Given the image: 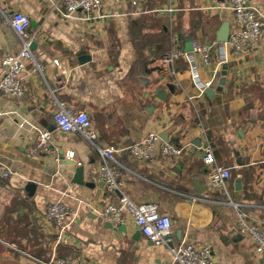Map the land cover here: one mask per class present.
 I'll return each mask as SVG.
<instances>
[{
  "label": "crops",
  "instance_id": "1",
  "mask_svg": "<svg viewBox=\"0 0 264 264\" xmlns=\"http://www.w3.org/2000/svg\"><path fill=\"white\" fill-rule=\"evenodd\" d=\"M226 2L103 0L102 8L87 19L81 11L63 17L56 11L58 0H0V58L20 50L6 16L20 11L29 19L32 51L43 67L42 75H22L19 99L0 97V165L11 173L7 180L0 179V264H34L13 247L41 262L71 257L76 264H169L168 245L154 246L142 236L135 241L137 229L131 221L124 225L126 232L118 234L101 218L106 204L121 196L135 204H157L172 221L173 246L183 240L208 244L217 264H263L249 239L239 233L236 211L264 224V36L246 57L227 53L229 62L219 77L215 59L198 70L200 82L217 78L211 97L199 96L182 60L176 62L174 76L164 74L161 65L173 36L183 49L185 38L215 41L221 24L230 21ZM253 5L264 16V0H253ZM167 6L174 11L173 25L169 15L156 12ZM141 16L148 24L146 43L161 37L155 21L170 27L166 45L152 43L137 52L131 26ZM81 56L90 60L80 64ZM222 76L225 84L219 86ZM160 93L163 100L156 97ZM54 99L85 111L99 134L98 145L119 150L114 155L120 167L116 195H108L97 178L96 149L80 135L56 129ZM20 118L51 133V147L61 153L58 160L51 154L28 155L35 132L29 125L19 128ZM199 124L206 129L216 163L230 169L232 204L207 185ZM151 131L162 141L184 146L181 156L163 157L160 142L147 162L121 151ZM66 152L73 158L66 159ZM77 165L83 167L82 185L73 183ZM51 203L76 213L64 221L67 228L60 241L55 225L40 217Z\"/></svg>",
  "mask_w": 264,
  "mask_h": 264
},
{
  "label": "built area",
  "instance_id": "2",
  "mask_svg": "<svg viewBox=\"0 0 264 264\" xmlns=\"http://www.w3.org/2000/svg\"><path fill=\"white\" fill-rule=\"evenodd\" d=\"M102 6L103 0H58L56 11L65 18L81 11L87 14V19H89L90 15L101 9ZM226 8L230 13L227 42L218 43L214 40H207L200 43L191 41V51L185 52L179 40L173 36L171 50L161 59L164 74L167 76L175 75V64L178 60L186 63L191 81L197 88L199 96L204 95L205 89L213 88L217 82V78L214 81L200 82L198 76L200 68L210 66L215 59L216 72H218L216 77H219L223 66L229 62L226 57L227 53H230L236 59L246 57L258 49L264 36V16L253 5V0H227ZM156 12L167 14L171 18L174 11L170 6H167L159 7ZM6 16L8 24L20 40L21 47L18 52L4 53L0 58L2 70L0 75V97L16 100L23 94L22 75L27 71L38 72L42 75L43 67L30 49L33 39L27 32L29 26L27 15L20 11H12ZM171 22L172 18L170 24L173 25ZM53 64L59 67L58 61L54 60ZM53 105L55 109L52 120L56 129L64 134H78L96 149L99 155L97 178L103 184L108 195H116L119 189L120 167L114 155L119 150L113 145H98L99 134L85 111L73 110L65 103L55 99ZM20 119L19 128L29 125L25 119ZM29 126L35 132V142L28 155L35 157L40 154H51L58 160L60 153L58 149L51 147V133L46 129ZM197 132L200 139L202 162L208 169L207 185L211 190L224 196L229 204H232L229 199L227 185L231 177L230 169L216 163L212 146L205 134L206 129L201 124L197 127ZM159 142L161 143L160 151L163 157L177 159L181 156L184 146L179 147L174 143L162 141L156 131L149 132L139 142L125 146L121 151L138 162H147L153 158L155 145ZM65 157L66 159H72L73 153L66 152ZM10 175V171L0 165V179L7 180ZM75 216L76 213L65 205L51 203L40 217L45 222L55 225L58 231L57 240L60 241L67 228L64 221ZM101 218L115 228L131 221L140 236L152 245H168V237L172 231V221L170 217L159 211L158 205L155 203L135 204L127 196H121L116 201L106 204L101 213ZM236 226L239 233L249 239L255 253L264 264V224L237 210ZM13 251L26 256L34 264H76L75 259L71 257L51 258L49 261L41 262L14 247ZM169 255V264H217L215 257L212 255V248L208 244L196 245L183 240L178 245L169 247Z\"/></svg>",
  "mask_w": 264,
  "mask_h": 264
},
{
  "label": "water",
  "instance_id": "3",
  "mask_svg": "<svg viewBox=\"0 0 264 264\" xmlns=\"http://www.w3.org/2000/svg\"><path fill=\"white\" fill-rule=\"evenodd\" d=\"M141 1H145V0H141ZM141 6L142 5H140V7ZM228 35H229V23L225 21V22H223L221 24V26L218 29V31L216 33L215 41L218 42V43H225V42L228 41ZM34 47H35V43L32 42L30 44V49L31 50H34ZM184 51L185 52H190L191 51V40L188 39V38H185L184 39ZM89 60H90V57L89 56H81V57L78 58V62L80 64L86 63ZM218 84H219V86H223L225 84V77L224 76H222L221 78L218 79ZM214 93H215V90L213 88H207L204 91V94L206 96H208V97H211ZM161 95H162V93L157 94L156 97L158 99H160V100H163V96H161ZM162 139L165 142L167 141V139H165V138H162ZM198 141H199V139H198ZM60 156H61V153H60ZM73 183L78 184V185L84 184L83 183V167L81 165H77V167H76L75 176H74V179H73ZM236 185L238 186V188H240V180L239 179L236 180ZM27 189L28 188H26V190ZM109 226L112 227L111 224H109ZM116 232L118 234L125 233L126 232V227L124 225L123 226H119L117 228V231ZM139 237H140V233L138 231H136L133 234L132 239L135 240V241H137ZM168 240H169V237H168ZM150 244H152V243H150ZM168 246L169 247H172L173 245L168 242Z\"/></svg>",
  "mask_w": 264,
  "mask_h": 264
},
{
  "label": "trees",
  "instance_id": "4",
  "mask_svg": "<svg viewBox=\"0 0 264 264\" xmlns=\"http://www.w3.org/2000/svg\"><path fill=\"white\" fill-rule=\"evenodd\" d=\"M155 26L160 31L159 35H161V37L160 36L156 37L155 42L152 43H156L160 46L166 45L167 37L170 38V33H169L170 27L167 26L166 23L160 20L155 21ZM147 28H148V24L146 22V16L139 17L137 21L131 26V39L133 41V45L137 50V52H141V50H145L150 44H152L145 42L146 41L145 39L147 38L148 35L144 34V30H146ZM165 29L166 30L168 29V31L165 32Z\"/></svg>",
  "mask_w": 264,
  "mask_h": 264
}]
</instances>
